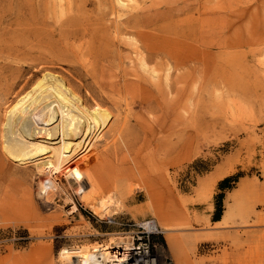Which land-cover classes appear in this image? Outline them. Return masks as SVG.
<instances>
[{
    "label": "rangeland",
    "instance_id": "obj_1",
    "mask_svg": "<svg viewBox=\"0 0 264 264\" xmlns=\"http://www.w3.org/2000/svg\"><path fill=\"white\" fill-rule=\"evenodd\" d=\"M40 78L108 112L86 161L103 195L61 176L46 203L34 165L6 155ZM125 79L140 88L121 100ZM93 88L153 131L131 120L114 139L123 114ZM128 235L157 264H264V0H0V264H72L61 249Z\"/></svg>",
    "mask_w": 264,
    "mask_h": 264
},
{
    "label": "bare ground",
    "instance_id": "obj_2",
    "mask_svg": "<svg viewBox=\"0 0 264 264\" xmlns=\"http://www.w3.org/2000/svg\"><path fill=\"white\" fill-rule=\"evenodd\" d=\"M122 73L124 76L132 74L129 71H126V74ZM138 78H142L140 73H138ZM123 82V89L126 88L124 94H126L122 93V89L118 88L117 90L119 96L124 95L121 100H126L129 88H136L134 91L132 90L131 95L132 98L135 97L137 89L140 88L137 85L138 82H126V79ZM16 83L15 81L12 86H15ZM92 93L98 95V103L112 100V96L105 97L95 88ZM137 102L148 105V102L143 100H138L134 104L136 105ZM113 105L118 109L120 115L123 114L115 119L113 135H111L114 139L127 134L128 122L131 120H134L133 126L138 131L136 135L147 137V133L153 131L149 121L135 118L129 113L130 110L122 113L120 102L117 99ZM94 106L87 104V101L73 89L67 87L64 82L60 81L49 85V82L40 78L31 90L10 109L12 115H9L7 119L10 136L4 144L6 155L12 161H27L34 165L36 173L39 175L37 177V194L46 203L54 200L55 195L60 191L59 178L61 176L75 191L89 188L93 192L96 191V196L104 194L106 187L101 181L105 180L107 175L103 172L98 177L95 171L99 166L86 162L90 160L91 156H94L89 153L94 140L99 137V133L108 124V118H102V115H108V112ZM141 140L144 142L145 139L141 138ZM119 175L123 176L124 173H119ZM110 200L111 197L107 195L100 199V204L97 203L105 214L108 213ZM150 207L156 211L159 210V207L153 204ZM166 209L172 212L173 206H168ZM152 223V221H142L141 225L145 226L148 231L157 228L162 232L165 229V225L160 222ZM60 253L68 260V263L72 264H157L153 256L139 250L129 235L127 237H111L105 244L61 249Z\"/></svg>",
    "mask_w": 264,
    "mask_h": 264
},
{
    "label": "trees",
    "instance_id": "obj_3",
    "mask_svg": "<svg viewBox=\"0 0 264 264\" xmlns=\"http://www.w3.org/2000/svg\"><path fill=\"white\" fill-rule=\"evenodd\" d=\"M233 176L232 177H226V178H224L221 182H220V187H222V185L223 184H225V183H227L228 181H230V180H233ZM225 187H228V185H225ZM218 209L220 210L221 209V204L219 203V205H218ZM218 218V216H215L214 217V219H217Z\"/></svg>",
    "mask_w": 264,
    "mask_h": 264
}]
</instances>
